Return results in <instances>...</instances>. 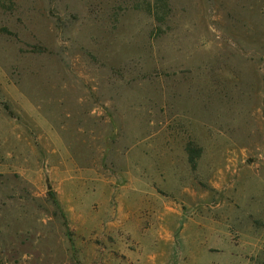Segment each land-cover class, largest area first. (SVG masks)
<instances>
[{
  "label": "rangeland",
  "instance_id": "obj_1",
  "mask_svg": "<svg viewBox=\"0 0 264 264\" xmlns=\"http://www.w3.org/2000/svg\"><path fill=\"white\" fill-rule=\"evenodd\" d=\"M0 264H264V0H0Z\"/></svg>",
  "mask_w": 264,
  "mask_h": 264
},
{
  "label": "trees",
  "instance_id": "obj_2",
  "mask_svg": "<svg viewBox=\"0 0 264 264\" xmlns=\"http://www.w3.org/2000/svg\"><path fill=\"white\" fill-rule=\"evenodd\" d=\"M193 161H194V160H192L191 162L194 163Z\"/></svg>",
  "mask_w": 264,
  "mask_h": 264
}]
</instances>
